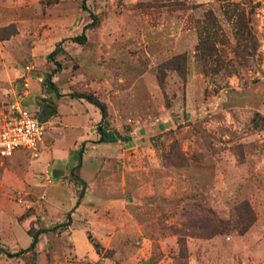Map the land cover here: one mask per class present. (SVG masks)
<instances>
[{"label": "rangeland", "instance_id": "1", "mask_svg": "<svg viewBox=\"0 0 264 264\" xmlns=\"http://www.w3.org/2000/svg\"><path fill=\"white\" fill-rule=\"evenodd\" d=\"M230 1L253 38H235L216 0H0V106L55 108L36 150L0 158V248L71 210L0 264H264V0ZM207 9L222 36L203 60ZM55 61L58 92L91 94L124 139L97 142V107L45 87Z\"/></svg>", "mask_w": 264, "mask_h": 264}, {"label": "trees", "instance_id": "2", "mask_svg": "<svg viewBox=\"0 0 264 264\" xmlns=\"http://www.w3.org/2000/svg\"><path fill=\"white\" fill-rule=\"evenodd\" d=\"M216 1H218L221 4L220 6L222 8L223 15L232 22L233 34L235 38L237 39L242 38L243 40H248L249 38H253L251 29L248 25L247 16L244 8L239 3L230 0H216ZM246 1L250 3L253 0H246ZM90 16H91V21L89 22L88 26L93 25L96 20L93 13H90ZM219 31H220V27L218 25L215 15L211 10L209 9L205 10L203 12L202 18L197 21L198 43L196 46V50L199 52L203 60H206L207 58L216 55L217 53L216 42L221 40L220 36H222L221 32ZM68 39L75 43L82 44L85 41V35L83 32H81L80 34L69 37ZM60 44H61V40L58 41L55 44L54 48L49 52L48 54L49 57H52L54 54H56V52L61 50ZM58 71H59V64L55 61V67L52 68L48 73H46L42 79L45 87L52 89L57 97L67 96L69 98H76V99L82 98L98 108L100 114V120L96 128L98 134L97 142H114L118 139H124V137H121L116 131L106 129V127L103 125L106 116L105 106L98 99L93 97L91 94L84 92H68V93L58 92L56 86L51 80L52 76ZM54 113H55V108L53 107L52 111L49 114L48 113L45 114L44 117H38V119L41 121H45L48 116ZM81 153H82V148L79 147L77 151V163L74 167H77L79 165L81 159ZM73 170H74L73 168L70 170V178L74 183L78 184L80 187L77 191V196L74 205L72 207L75 208L78 205L79 200L83 195V188L85 186V182L78 175H76L73 172ZM70 212L71 210L67 211L65 214V220L60 223H57L56 225H53L48 228L39 227L36 229H29L27 233L30 236V241L26 247L20 248L13 252L0 248V252L7 257H15V256H19L23 252L34 251L35 245L38 241V236L41 233L52 231L57 228L63 229L70 224L71 221ZM93 246L95 250H97L98 244L96 242H93Z\"/></svg>", "mask_w": 264, "mask_h": 264}, {"label": "built area", "instance_id": "3", "mask_svg": "<svg viewBox=\"0 0 264 264\" xmlns=\"http://www.w3.org/2000/svg\"><path fill=\"white\" fill-rule=\"evenodd\" d=\"M26 69L29 70L28 67ZM30 78L31 74L23 78V95ZM44 125L45 122L31 113L19 99L0 106V158L8 157L20 149L36 150L42 140Z\"/></svg>", "mask_w": 264, "mask_h": 264}, {"label": "crops", "instance_id": "4", "mask_svg": "<svg viewBox=\"0 0 264 264\" xmlns=\"http://www.w3.org/2000/svg\"><path fill=\"white\" fill-rule=\"evenodd\" d=\"M79 99H81V98H79ZM86 101V100H85ZM98 109V108H97ZM96 117L98 118V117H100V114H98V115H96ZM88 121H89V119H88ZM86 125H87V123L85 124V125H81V128H84V127H86ZM43 137V136H42ZM42 141V140H41ZM41 143V142H40ZM106 143H108V142H106ZM70 224H71V221H70ZM69 224V225H70ZM68 225V226H69Z\"/></svg>", "mask_w": 264, "mask_h": 264}]
</instances>
